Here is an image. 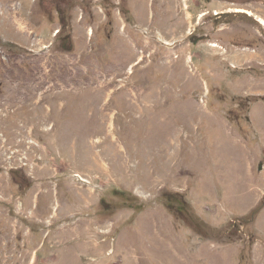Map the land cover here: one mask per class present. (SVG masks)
<instances>
[{
	"label": "rangeland",
	"instance_id": "1",
	"mask_svg": "<svg viewBox=\"0 0 264 264\" xmlns=\"http://www.w3.org/2000/svg\"><path fill=\"white\" fill-rule=\"evenodd\" d=\"M259 20L0 0V264H264Z\"/></svg>",
	"mask_w": 264,
	"mask_h": 264
},
{
	"label": "bare ground",
	"instance_id": "2",
	"mask_svg": "<svg viewBox=\"0 0 264 264\" xmlns=\"http://www.w3.org/2000/svg\"><path fill=\"white\" fill-rule=\"evenodd\" d=\"M238 11V10H237ZM239 11H241V12H243L244 13V11L243 10H239ZM238 13V12H237ZM246 14H248V13H246ZM259 23L261 24V26L264 28V21L263 20H259ZM214 47L216 46V45H213ZM213 47V48H214Z\"/></svg>",
	"mask_w": 264,
	"mask_h": 264
}]
</instances>
